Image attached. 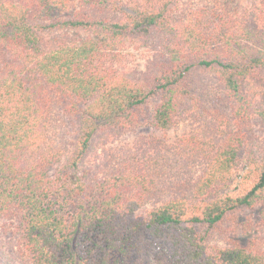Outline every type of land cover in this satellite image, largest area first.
Here are the masks:
<instances>
[{
  "label": "trees",
  "instance_id": "trees-1",
  "mask_svg": "<svg viewBox=\"0 0 264 264\" xmlns=\"http://www.w3.org/2000/svg\"><path fill=\"white\" fill-rule=\"evenodd\" d=\"M182 1L0 0V222L29 264H264V0Z\"/></svg>",
  "mask_w": 264,
  "mask_h": 264
},
{
  "label": "rangeland",
  "instance_id": "rangeland-1",
  "mask_svg": "<svg viewBox=\"0 0 264 264\" xmlns=\"http://www.w3.org/2000/svg\"><path fill=\"white\" fill-rule=\"evenodd\" d=\"M248 2L249 0H233L229 2L228 5L230 8L242 9L247 5ZM182 3L192 4L193 2H187L186 0H183ZM50 35L64 37L68 40L81 36V34L77 35L73 31H57L56 34L50 33ZM155 44L156 42H154V40L148 42L133 40L125 42V47L123 50L127 52L126 59L129 63L128 68L135 69L137 72L145 71L150 64L149 61L154 58ZM198 121H194L192 119L184 120L173 129L167 130L165 132L142 128L140 130L124 133L116 139L109 140L106 143H102V141L95 139L88 151L85 160L83 161V165L94 166L95 164L100 163L105 152H108L109 150L123 151L132 147H137L138 139L142 135H147L146 132H152V134L159 140L163 142H169L173 141L182 134L189 132L191 129H197L199 126H201L203 130L207 129V125L201 122L198 123ZM255 134L259 137L261 143L260 148L264 151V130H262L259 125H256ZM239 172L240 168L236 171V174H239ZM17 243L18 235L13 232L11 226L8 223L4 224L0 222V259L2 264H29L26 260L20 257L17 249Z\"/></svg>",
  "mask_w": 264,
  "mask_h": 264
}]
</instances>
